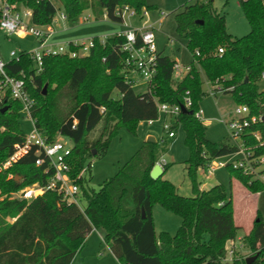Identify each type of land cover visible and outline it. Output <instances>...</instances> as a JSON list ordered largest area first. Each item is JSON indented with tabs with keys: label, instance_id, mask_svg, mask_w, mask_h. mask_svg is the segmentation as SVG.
<instances>
[{
	"label": "trees",
	"instance_id": "1",
	"mask_svg": "<svg viewBox=\"0 0 264 264\" xmlns=\"http://www.w3.org/2000/svg\"><path fill=\"white\" fill-rule=\"evenodd\" d=\"M31 11L30 21L37 26L52 23L56 14L53 0H5ZM66 20H74L84 10L94 19L99 16L122 21L116 14L124 6L140 13L150 8L145 0H58ZM248 21L249 31L233 37L226 29L224 15L212 0H197L176 13V31L192 54L191 68L172 84V59L159 57L157 73L149 90L135 92L126 82L124 37L107 36L102 43L94 36L87 55L48 54L36 71L30 52L20 51L4 65L9 76L24 75L25 89L34 99L30 109L35 127L49 140L57 134L72 141L68 158L71 175L76 177L91 158L104 155L110 139L119 128L134 132L137 124L157 119V103L182 104L188 96L190 113L180 112L172 127L184 131L189 156L184 161L191 180L192 195L184 196L176 186L150 171L158 161L156 142L145 141L111 177L96 190L88 179L77 180L85 204L79 209L51 191L29 201L9 198L10 193L34 182H45L47 175L34 164L31 151L8 169L0 171V264H70L94 229L101 235L119 264H220L225 244L237 235L231 196L222 183L200 188L196 179L212 159L237 150L235 145L212 142L205 126L194 116L198 102L206 95L204 79L213 83L214 93L231 95L237 104H245L249 114L264 116V90L257 82L264 72V0H238ZM19 4V5H18ZM222 48V52H216ZM198 50L199 55H195ZM46 91L43 93V85ZM116 93V96L113 94ZM6 107L4 111H1ZM103 107V111H101ZM21 103L5 94L0 101V159L23 140L20 127ZM100 126L96 137L92 134ZM258 130L262 145L252 136ZM246 147L264 153V119L242 134ZM94 151V154H93ZM251 192L264 190V183L250 181L248 175L226 166ZM19 176L16 181L14 176ZM160 205L179 216L180 225L171 234H156L152 208ZM142 210L145 216L142 217ZM258 212V211H257ZM11 219V220H10ZM262 218L258 212L246 240L254 247V234ZM264 260V244L257 250ZM231 264H246L234 258Z\"/></svg>",
	"mask_w": 264,
	"mask_h": 264
},
{
	"label": "rangeland",
	"instance_id": "2",
	"mask_svg": "<svg viewBox=\"0 0 264 264\" xmlns=\"http://www.w3.org/2000/svg\"><path fill=\"white\" fill-rule=\"evenodd\" d=\"M5 1V0H0ZM197 0H145L150 6L148 9L149 20L151 22L161 20L160 26L155 25V42L161 56H168L179 64L186 65L191 62L192 54L186 46V41L180 37L176 31V13L183 10L185 5L194 3ZM202 1V0H200ZM204 1V0H203ZM57 10L52 21L53 31L47 39V44H63L69 41H79L87 43L94 36L107 37L112 34L122 32L126 29V24L138 29L144 20L138 15H124L123 21H112L99 16L94 19L90 10H84L74 20H62V12L58 0H53ZM213 8L225 17L227 31L233 37H241L248 33V21L238 3V0H212ZM21 9H25L20 6ZM21 17L28 21L22 15ZM32 27L25 30H18L11 34H6L0 30V58L7 62L12 58L11 51L18 56L20 51H34L38 49V41L33 35ZM48 29V27H44ZM218 51V48L216 50ZM178 79L172 77V84ZM46 84L43 85V88ZM213 83L204 79L203 88L206 95L198 102V107L203 110L201 123L205 126V136L212 142L235 144L236 141L229 134L226 125L221 119L228 120L232 115L233 108L237 103L228 93H209L208 89L213 88ZM259 90H264V78H259L257 82ZM135 92L145 90L144 85L133 87ZM46 91V89H45ZM116 96V93L113 94ZM166 116L158 114L157 119L152 123L147 120L139 122L132 132L126 127L118 129L117 133L111 137L108 149L104 155L91 158V167L85 174L88 184L98 189L102 181L113 176L118 169L131 158L139 149L143 142L148 140L151 135L156 142V155L158 162L164 163L165 172L163 178L171 181L177 188V192L184 196L192 195L191 180L187 174L184 161L189 156L188 147L184 144V131L181 127L175 129V137L168 138L163 129V122ZM20 127L25 134L29 133L33 125L31 121L21 114L19 119ZM100 131V126L92 134L96 137ZM67 140V138H63ZM69 142V140H67ZM2 159V158H1ZM232 155H222L212 159V162L231 160ZM9 174V173H8ZM12 174V173H11ZM14 176V175H12ZM196 179L199 186L205 189L214 184L222 183L227 193L231 196L233 219L237 225V235L229 239L225 244V259L220 264H231L232 259H244L257 252L264 244V190L251 192L234 176L230 177L229 171L224 166H217L212 175L207 174L202 169H198ZM16 181L21 178L14 176ZM250 180V177L248 178ZM262 218L254 234V247H251L246 240V235L253 228L254 221L258 212ZM155 232L165 230L173 234L180 225L179 216L166 211L163 207L156 204L154 207ZM11 220V219H10ZM89 234L83 246L76 252L70 264H119L108 246L103 242L100 233L96 230ZM233 243V254L231 257L226 255V249ZM255 264H264V260H258Z\"/></svg>",
	"mask_w": 264,
	"mask_h": 264
},
{
	"label": "built area",
	"instance_id": "3",
	"mask_svg": "<svg viewBox=\"0 0 264 264\" xmlns=\"http://www.w3.org/2000/svg\"><path fill=\"white\" fill-rule=\"evenodd\" d=\"M20 10H23L22 15L29 18L28 21L24 20L20 15ZM129 12V15H138L143 21L142 26L138 29L130 27L125 23L126 29L118 32L119 35L124 37V42L121 46L122 51L125 52L124 58V73L125 80L132 87L144 85V91L149 90V85L152 78L157 73L159 57L161 52L157 49L155 42V25L160 26L161 20L151 22L149 20L148 9L143 8L140 13L136 12L133 8L127 6L122 7L116 11V14L121 17L123 21L124 15ZM31 11L29 9H21L14 4L1 1L0 3V30L6 34H11L18 30H25L31 26L33 35L38 41V49L30 51L31 57L34 61L36 71L41 70L42 57L48 54H68L71 57L87 55L90 48L93 46V38L89 39L87 43L79 41H69L63 44H47V39L52 34L53 27L43 29L31 23ZM60 18L65 20L66 17L63 12L60 13ZM106 18V17H105ZM53 21V20H52ZM124 22V21H123ZM106 37H99L103 43ZM219 53L222 48H218ZM195 55L198 56V50H195ZM12 58H17L16 53L11 51ZM5 61L0 58V101L5 94L10 95L11 98L18 100L21 103L20 113L28 118L33 128L24 135L22 141L15 143L12 150L4 158L0 159V171L8 169L19 158L33 152L35 155L34 164L41 166L44 173L47 175L46 181L34 182L29 185L23 186L10 193L9 198H19L24 200H31L37 196L44 194L47 191L55 192L60 196V199L68 204H74L79 209H83L85 201L80 190L77 180L85 177L91 167V160L86 163L80 172L73 177L71 175V167L68 161L71 155L72 141L65 136L57 134L52 140L45 137L35 127L34 119L31 116L30 109L34 104V99L28 94L25 89L24 75L21 73L18 77L9 76L4 71ZM191 64H179L172 60V77L180 80L188 73ZM261 78H264V72L261 73ZM215 85L212 87L214 88ZM213 88H209V93H214ZM143 92V91H141ZM191 105V100L188 96L184 98V102L180 104L170 103H157V112L166 116L163 122V129L165 130L168 138L175 137V128L172 127V119L181 112V106L187 110ZM101 107V111H103ZM204 112L198 108L194 112V116L201 122L202 119H207L203 116ZM260 115L249 114V109L245 104H237L233 110L232 115L228 120L221 121L227 127L229 134L238 140L235 142L237 150L227 154L232 155L231 160L211 162L206 165L202 170L209 175H212L215 168L219 166H229L232 169L239 170L242 174L248 175L250 181L258 180L264 183V153L256 154L251 148L246 147L242 141V134L246 133L247 129L261 121ZM148 123H152L153 119H147ZM252 136L262 145L260 133L258 130L252 131ZM63 138H67L64 140ZM163 168L164 163L158 162ZM12 177V174H8ZM233 254V243L226 249V255L231 257ZM225 259V258H224Z\"/></svg>",
	"mask_w": 264,
	"mask_h": 264
},
{
	"label": "water",
	"instance_id": "4",
	"mask_svg": "<svg viewBox=\"0 0 264 264\" xmlns=\"http://www.w3.org/2000/svg\"><path fill=\"white\" fill-rule=\"evenodd\" d=\"M45 89H46V85L44 86L43 88V93H45ZM6 109V107H3L1 111H4ZM181 112H188L190 113V111H188L184 106H181ZM262 119H264V116H262ZM148 142H155L154 138H148L147 140ZM93 154H94V151H93ZM163 173V168L161 167V165L159 163H155L154 166L152 167L151 171H150V176L151 178L153 179H156L158 177H160ZM145 216V212L144 210H142V217ZM258 256V252H256L255 254L251 255V256H248L245 258V263L246 264H252L253 261L257 258Z\"/></svg>",
	"mask_w": 264,
	"mask_h": 264
},
{
	"label": "crops",
	"instance_id": "5",
	"mask_svg": "<svg viewBox=\"0 0 264 264\" xmlns=\"http://www.w3.org/2000/svg\"><path fill=\"white\" fill-rule=\"evenodd\" d=\"M19 5V4H18ZM66 20V19H65ZM43 29H44V27H50V24L49 25H46V26H41ZM51 27H52V25H51ZM154 138L153 136H151V135H149L148 136V138ZM154 140H155V138H154ZM200 188H204V187H200ZM205 189V188H204ZM154 207H155V205L153 206V208H152V215H153V220H154V226H155V224H156V222H155V216H154ZM167 211V210H166ZM93 231H91L89 234H91ZM88 234V235H89ZM100 235V234H99ZM100 237H101V235H100Z\"/></svg>",
	"mask_w": 264,
	"mask_h": 264
}]
</instances>
